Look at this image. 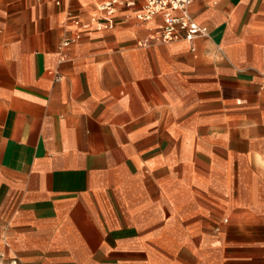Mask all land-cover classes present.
<instances>
[{"label": "crops", "instance_id": "0c3cea01", "mask_svg": "<svg viewBox=\"0 0 264 264\" xmlns=\"http://www.w3.org/2000/svg\"><path fill=\"white\" fill-rule=\"evenodd\" d=\"M190 12L206 34L163 42L135 9L0 0V254L264 264V0Z\"/></svg>", "mask_w": 264, "mask_h": 264}, {"label": "built area", "instance_id": "2783aa9c", "mask_svg": "<svg viewBox=\"0 0 264 264\" xmlns=\"http://www.w3.org/2000/svg\"><path fill=\"white\" fill-rule=\"evenodd\" d=\"M63 0H54L60 4ZM99 15L94 19L98 28H112L115 14L121 8L135 9L136 19L141 23L150 22L160 16L161 24L156 28V37L163 42L187 40L193 43L198 35L206 34L205 29L192 17L190 8L193 0H93ZM80 26V21H74ZM73 39L67 37L62 46L68 47ZM18 258H7L0 254V264H18Z\"/></svg>", "mask_w": 264, "mask_h": 264}]
</instances>
